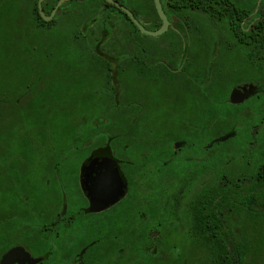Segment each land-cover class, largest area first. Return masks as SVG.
<instances>
[{"label": "flooded vegetation", "instance_id": "obj_1", "mask_svg": "<svg viewBox=\"0 0 264 264\" xmlns=\"http://www.w3.org/2000/svg\"><path fill=\"white\" fill-rule=\"evenodd\" d=\"M58 1H42L45 16ZM159 1L169 24L156 37L142 34L118 7L155 32L161 19L154 0H65L50 21L37 8L45 23L77 20L86 49L30 52L44 71L35 80L49 74L55 58L81 60L66 65L69 91L51 76L49 86L64 91L48 88L31 101L37 113L19 114L12 145L0 157V264H136L137 257L199 264L205 244L188 233L201 228L200 215L207 217L203 229L214 227L217 169L239 184L236 191L230 187L225 212L233 202L245 208L229 221L249 248L243 264H264V183L255 178L264 175L257 137L264 129V0ZM71 8L81 10L66 11ZM120 22L128 26L126 36L113 34ZM0 26L3 40L8 26ZM14 35H20L18 23ZM115 37L131 50L115 43L106 49ZM3 49L1 90L26 79L24 67L10 66ZM236 88L243 90L232 100ZM77 105L80 117L64 116ZM226 105V117L259 119L244 124L242 141L235 125L218 127L216 110ZM126 117L128 130H120L118 121ZM141 121L151 129H140ZM137 138L144 144H133ZM232 141L238 150L230 148ZM220 144L224 148L216 149ZM174 164L175 188L168 184ZM190 169H207L212 179L189 195L197 178Z\"/></svg>", "mask_w": 264, "mask_h": 264}, {"label": "trees", "instance_id": "obj_2", "mask_svg": "<svg viewBox=\"0 0 264 264\" xmlns=\"http://www.w3.org/2000/svg\"><path fill=\"white\" fill-rule=\"evenodd\" d=\"M47 1V0H46ZM53 1L52 3H54ZM26 0H0V25L6 23L8 28L7 30H13L12 35H14L15 28L17 23L19 24L22 19L27 20V14L22 8V5H27ZM37 0H33L31 10L29 11L28 18L29 21H26L23 24L24 33L26 34V37H31L34 41L30 42V40H27L24 36H22L21 42L19 44L17 43V40L12 38L11 34L6 35L3 37V40H0V50H4L3 48L11 49L14 45V42H16V49L22 50L26 52L27 50H35L36 49V43L39 39V45L42 43L40 38L49 39L53 42H58V48L61 51H67V52H73L75 50H84L86 49V43L83 39L80 38V35L75 31L71 37H64L60 34L58 31H54V22L51 23H45L39 16L37 12ZM43 10L45 14L48 13L50 9L44 8ZM171 12L175 15L176 10H171ZM1 31V26H0ZM1 33V32H0ZM10 33V32H9ZM25 38V39H24ZM27 42H30L27 44ZM41 42V43H40ZM2 43V44H1ZM22 43V44H21ZM44 43V42H43ZM2 46V48H1ZM17 57V56H16ZM15 56L8 59L11 62L9 65L18 66V67H24L23 75L27 76L29 74V71L27 70L30 67L29 62H26L28 60H32L31 55L24 54L20 58H16ZM65 59L69 60L71 65L73 63H80L81 58L78 56H69V54L65 57H61L59 59ZM34 59V58H33ZM53 59V58H52ZM58 59V58H57ZM1 56H0V65H1ZM18 60V62H16ZM26 60V61H25ZM88 60V58H87ZM90 65V64H89ZM18 72L21 73V70H18ZM17 72L15 75H20ZM27 79H24L19 82V80H14L13 83H8L9 85L4 90L0 89L1 93H7L9 91L14 90L16 93H20L24 86L26 85ZM58 94V92L56 91ZM29 111H24L26 114H32L37 113L36 107L37 105L35 103L30 104ZM69 115H64L65 117H80L81 111H80V105L72 106L71 111L69 112ZM58 117V115H57ZM215 187H214V199H215V213H214V227L210 228V232H208L207 228L203 229L202 223L207 217L200 215L197 219V225L199 221V227L200 229H197V232L195 233H188L189 239L191 240L192 236H199L201 240L205 244V256L201 258L199 264H243V260L246 258V255L249 251V248L242 245L241 236H243L242 231L240 228L236 227V224H232V226L229 224L230 219H236L241 217L240 212L245 211V208L242 206H236V203H232L231 205V211H227L226 203H228L229 198V189L230 187L236 191L238 189L239 184L229 176L227 178L225 177V171L224 170H216L215 171ZM240 178V175L237 176ZM258 181H261L264 183V175L256 177ZM233 190V191H234ZM238 193V192H236ZM227 195V197H226ZM227 199V200H226ZM197 218V211L194 207L191 209V220H194ZM207 224V222H206ZM148 255V250H147ZM136 264H160L159 262L152 261L151 263L145 260L144 258L140 259L137 257Z\"/></svg>", "mask_w": 264, "mask_h": 264}, {"label": "rangeland", "instance_id": "obj_3", "mask_svg": "<svg viewBox=\"0 0 264 264\" xmlns=\"http://www.w3.org/2000/svg\"><path fill=\"white\" fill-rule=\"evenodd\" d=\"M26 1L28 4L22 5V8L25 11V13L27 14V20L22 19V21L19 23L20 35H17V37H16V35L15 36L12 35V38L15 39V41L17 40L18 44H19V42H21L22 36H24L27 40H30V42L34 41L31 37H26L27 33H24V35H22L23 29L21 27L26 21H29V19H30V18H28V15H29V10L32 7L33 0H26ZM80 10L81 9H72L71 8V9H67L66 11L67 12L73 11L72 14H76V12H78ZM66 15H68V14H66ZM75 16H77V15H75ZM85 18L87 19L86 15H85ZM57 19L58 18L56 17V20ZM83 20H84V18H82V21ZM75 21H77V20H73L72 18L69 20L68 19H62V20L59 19V21L57 20L56 23L54 24V26H52V28L55 27L54 31L60 32V34L64 37H71L72 34L76 31L75 29L77 28V26H75V25H77L78 23L74 24ZM92 29L94 31H96L97 26L94 25L92 27ZM9 32H10V29L8 30V33ZM25 32H26V30H25ZM126 33H129L128 26L122 22L118 23V25L116 26V28L113 32V34L123 35V36H126L127 35ZM10 34L11 33H9V35ZM5 36L6 35L3 32V37H5ZM45 37H47V36H44V38H40L41 42H42V43L40 42L41 43L40 45H39V39L35 40V41H37L36 43H38V44H36V49L35 50H27L26 52H29V54L25 53L28 56L31 55L32 57H34L35 60L33 58H32V60H28V61L25 60L26 62H29L30 67L27 69L29 71V74L27 76H25L27 79V82H26V85L24 86V89L20 93H16L13 90V92L9 91V92L5 93L4 95L0 94V157L2 156V153L4 152L6 146L9 147V144H11L10 138H14V136L16 135L14 133L17 131V127L19 124L17 121V117L19 116V114H21V112L24 113V111H29V109H30L29 106H30V103H31L33 98H35L37 95L44 92L45 90L48 91L49 89H55V90L59 91V93H62L64 90L69 91V86H67V84H68L67 79L68 78L63 80V77H65V72L67 70L66 68L68 67L66 65H69L70 63H69V61H66L67 62L66 63L63 58L60 61H58L57 58L53 59L52 65H51L52 69L49 72V74L46 73L45 77H42L43 74H41V78L40 79L38 78L37 80H35L37 78L38 74L40 72H44V71H42L43 69L39 70L41 62H39V60H36L38 56L34 55L33 53L31 54L30 52H32V51H61L58 48V42L57 43L53 42L49 39H46ZM124 38L126 39V37H124ZM114 39H115V42L108 43V47L106 49L110 50L114 46V43H115V45H117V47H119L123 50H126V51L131 50L130 46L127 45V42L120 41L121 37H115ZM117 40H119V41H117ZM30 42H27V44ZM6 51H7L6 56L8 59L16 56L17 52L19 51V49H16V42H14V45L12 46L11 49L6 48ZM0 56H1V58H3L4 55L0 54ZM18 58H20L19 52H18ZM47 60H49V58H47ZM54 60H57V61H54ZM43 63H47V62H43ZM47 65H50V64L47 63ZM73 65H77V64L73 63ZM59 66H60V69L58 72ZM30 68H32V69H30ZM73 74H74V72H73ZM51 76L55 77L57 79V81L62 84L64 90H61V89L58 90L57 88L49 86ZM55 86H57V85H55ZM173 90H175V86H173ZM176 99L177 98L175 97L174 101ZM124 102L125 101L122 100V103H124ZM94 109L98 110L99 106L96 104L94 106ZM225 113H227V105L225 107H220V110H218V109L216 110L218 127L221 126L223 130H227L228 128L233 127L235 125V129H237L238 134H239L238 141L239 140L242 141L241 138L244 139V135H243V133H241L242 129L245 127L244 124L257 123L259 120L258 118H256V119H253V121H252L251 117H226ZM141 114H142V112H141ZM220 115H222V117H220ZM142 120H144V119H142ZM118 122H119L118 128L120 130H124V131L128 130V128H127L128 117H126V119L122 118ZM218 127L216 128V130L219 129ZM140 129H142L143 131L146 132L147 129H151V128H150L149 123H147L145 121H141ZM247 134H248V132H247ZM240 135H241V137H240ZM248 135H250V133ZM138 136H141V135L139 134ZM257 137H258V143H260L259 144L260 145L259 151L264 153V129H262L258 133ZM168 139H171V138H168ZM186 139L191 140L192 138H186ZM205 139H207V138H204V140ZM196 140H197V142H200V143H203V141H204L203 139H199V140L196 139ZM138 141H141L142 143L138 142ZM123 142H126V141H124L121 138L120 144L122 145ZM234 142L235 141H232L230 143V144H232L230 146V148L238 150L237 147H235ZM133 144L143 145L144 144V138H137V142L133 143ZM154 145L159 146L160 143H157V145L156 144H154ZM14 146H17V144ZM221 147L224 148V145L223 144L217 145L216 149L220 150ZM238 152H236V153L238 154ZM180 156H182V155H179V157ZM178 160H181V159H178ZM173 168H174V172L171 171V176L168 177V178H170L168 184L170 185V183H172L174 188H175L176 179L178 178L176 171H175V169L177 170V165L174 164ZM30 170H31V167H28V171H30ZM190 172L192 174H196L197 178L193 179L195 181L191 184V189L188 193L189 195L192 193L193 190H199L204 185L210 184L211 179H212V176H211L212 174L208 173L207 169H203V170L190 169L189 173ZM193 172H196V173H193ZM190 177L192 178L191 174H190ZM169 185L167 186V190L170 189ZM244 190H246V188H244Z\"/></svg>", "mask_w": 264, "mask_h": 264}, {"label": "water", "instance_id": "obj_4", "mask_svg": "<svg viewBox=\"0 0 264 264\" xmlns=\"http://www.w3.org/2000/svg\"><path fill=\"white\" fill-rule=\"evenodd\" d=\"M43 0H38L37 1V8H38V12L41 16V18L44 20V21H50L56 11V9L61 5V3H63L65 0H59L58 3L56 4L55 8L53 9V11L51 12V14L49 16H45L43 11H42V8H41V3H42ZM109 2H111V0H107ZM154 4H155V8H156V11L161 19V26L160 28L155 31V32H150V31H147L145 30L141 25H139V23L132 17L131 13L129 11H127L126 9L118 6L120 9H122L132 20V22L134 23V25L139 29V31L142 33V34H145L147 36H150V37H156V36H159L161 34H163L167 28H168V21H167V18L165 16V14L163 13V10L161 8V4H160V1L159 0H154ZM243 88H236L233 90L232 94H231V99L234 100V98L238 95L240 97V93L242 92ZM228 138V136H224L223 138H220L218 139L217 141H224ZM114 198L112 199H108L107 201H102L101 204L103 205H107L111 202H113Z\"/></svg>", "mask_w": 264, "mask_h": 264}]
</instances>
